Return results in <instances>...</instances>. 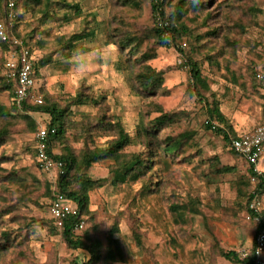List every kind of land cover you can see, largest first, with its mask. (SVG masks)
<instances>
[{"label": "rangeland", "instance_id": "1", "mask_svg": "<svg viewBox=\"0 0 264 264\" xmlns=\"http://www.w3.org/2000/svg\"><path fill=\"white\" fill-rule=\"evenodd\" d=\"M159 1L167 15L178 0ZM199 1L201 6L181 15L191 34L175 37L165 31L172 39L166 47L153 34L156 18L162 16L151 11L150 0H17L11 32L19 38L13 26L20 22L21 33L32 35L26 44L37 71V93L24 101L40 104L47 97L70 109L63 136L53 143L55 154L69 147L78 156L106 146L117 139L119 125L129 135L115 156L92 162L86 170L92 179L106 180L89 192L84 224L74 232L100 241L102 257L95 264H243L219 251L250 254L258 220L246 210V199L258 178L252 180L248 161L235 153L223 132L246 133L263 121L264 93L254 72L259 60L264 62V0ZM25 4L37 8L31 11ZM1 7L0 17L3 0ZM45 13L66 17L44 20ZM129 37L137 42L136 55L128 50ZM69 41L70 55L62 57ZM78 49L89 51L84 71L73 63ZM97 51L104 59H95ZM11 54L10 45L1 41L0 264L81 263L88 259L87 251L68 246L48 212L60 172L39 169L34 158L37 128H47L49 115L17 114L13 102L22 107L13 86H5ZM140 54L144 59L134 60ZM184 54L200 63L211 89L208 100L218 102L222 118H212L205 98L192 91ZM207 54L215 56L207 59ZM148 67L162 71L161 84L141 86L136 75ZM73 97L87 101L70 105ZM165 112L176 115L153 126ZM208 122L222 131L209 128ZM180 134L187 137L182 152L165 157L167 135ZM257 168L264 174V155ZM115 169L131 174L117 180ZM259 198L264 219V186ZM191 202L197 213L191 217L184 207L180 220L177 209ZM114 222L119 231L116 259L111 260L107 236Z\"/></svg>", "mask_w": 264, "mask_h": 264}, {"label": "trees", "instance_id": "2", "mask_svg": "<svg viewBox=\"0 0 264 264\" xmlns=\"http://www.w3.org/2000/svg\"><path fill=\"white\" fill-rule=\"evenodd\" d=\"M4 1V0H3ZM35 4L37 3L36 0H31ZM128 2H132L134 0H127ZM151 2V11L156 13V15L162 16V19H166L169 17L171 21L172 27H165V28H158L155 29V27H152L153 34L156 38V42L159 45L163 46H170L172 39H167L163 33L167 31L169 34L173 33L175 37H182L187 34H191V27L187 24H185L182 21L181 15H183L184 11H187V9H197L199 6L203 4V1L199 0H178L177 3L173 6V11H171L169 14L165 15L163 11V4L159 0H150ZM2 4V0H0V7ZM30 7L31 11H35L37 6H32L31 4H25ZM17 7V0L15 8ZM3 6L1 7V9ZM14 8V9H15ZM0 9V10H1ZM155 15V16H156ZM21 14L18 16L19 19H21ZM45 19L47 20L50 17H54L55 20L65 18L66 15H53L49 13H45ZM167 16V17H166ZM158 19H161L157 17ZM156 18V23L158 22V19ZM43 20V22H44ZM19 23H16L15 26H13V33L21 38L25 43H27L30 38L31 34L26 36V34H22L19 30ZM158 24V23H157ZM174 39V38H173ZM125 41L128 43V50H131L134 55L137 54V42L134 38H126ZM3 43V42H2ZM1 44V40H0ZM4 46L7 45L4 43ZM72 46L71 41H69L68 46L64 49H62L61 56L62 57H68L70 55L69 49ZM7 49V48H6ZM185 55V65H187V69L189 72V79H190V87L192 88V91L200 97L205 98L206 101V107L208 113L212 116L214 119H220L222 118V114L218 107V102L216 100L209 101L208 100V92H210V85L208 78L204 75L202 72V68L200 63L197 59L194 57L184 54ZM32 56V53H31ZM151 56V55H146ZM215 55L207 54L206 58L211 59L214 58ZM145 57L144 54H140L134 60L137 61L143 60ZM262 60H259V63L255 67L254 72V81L257 85V87L261 90L259 83L257 82L255 78V74L259 68V66L262 64L260 63ZM32 67L34 69V78H36L35 74L37 73L36 68L34 66V61H32ZM137 79L141 81V86L144 88H151L155 84H161L163 81V73L161 70H156L155 68L148 67L145 71H140L137 75ZM158 84V85H159ZM6 88L11 89L13 86V91H15V86L13 80L6 82ZM262 91V90H261ZM263 92V91H262ZM15 94V93H13ZM87 100L79 99L78 97H73L69 100V104H82L85 103ZM13 106L15 107L17 114L23 117L28 116V111H34V112H42L49 115V123L47 124V131H48V143L50 146V149L53 148V143L60 140L64 133V120L65 117L68 115L69 110H67V107H61L57 103H54L52 101H49L47 97L44 98V102L40 104H27L25 101H22L18 106L22 107V109H19L16 107L15 103L13 102ZM175 113H163L161 114L159 118V123L154 124L153 126H161L163 124H166L169 121H172L174 119ZM209 128H214L217 131H222L219 127H215L213 124L208 122ZM41 127L37 128V131ZM53 129V131H52ZM36 131V132H37ZM5 132V131H3ZM238 135L234 134L232 136L228 135L226 132H223V137L227 142L230 143L231 139L233 137H237ZM168 138V145L164 147V156L168 157L171 155H176L177 153L182 152L183 146L186 144V136L184 134H180L176 137L167 135ZM129 142V135L126 130H124L122 125H119L118 130V137L117 139L111 141L108 145L103 147H96L94 149H86L83 150L78 156L74 154V152L69 148L65 147L63 148L62 153L59 155H54L56 159H59L63 165H62V172L59 173L58 178V191L54 195H51V200L55 197L57 193L63 194L68 200L72 201L73 203H76L79 208V214L78 215H70L63 219L61 227H59V233L62 236L63 240L67 243L68 246L72 248H81L87 251L88 253V259L78 263L77 261H72L68 264H95L99 259H101V251H100V241L98 240H92L88 238H81L80 236L74 234L73 227L74 225L80 220V218L83 217V214L87 213L88 205L90 203L89 199V192L95 188L99 187L105 184L106 180L104 179H92L87 173L86 170L90 167L92 162H95L99 159H104L107 157H113L115 156L119 150H121L125 144ZM234 152V151H233ZM236 153V152H235ZM35 158V157H34ZM37 165V164H36ZM223 170H230V166H224L222 167ZM249 171L252 174H257L253 171L252 166L249 167ZM130 171L125 170L124 173H121L119 170L115 169L113 171V175L117 180L125 181L129 175H127ZM258 183L257 188H260L263 190L264 186V174L260 173L257 175ZM254 196V193H249L246 199V210L251 214L252 216H261L259 212L254 211L249 207L250 201L252 200ZM183 205V204H180ZM195 203L191 202L189 204L183 205L182 207H179L177 209V212L179 213L180 217L179 219L182 220V215H184L185 208H189L190 216H194V214L197 213V211H194L193 208L195 207ZM264 223V219L261 218L260 222L257 223L256 226V232L260 228V226ZM113 229L110 230L109 235L107 236V246H111L112 250H108L106 253V257H108L111 260L116 259V250H117V238L115 237V233L119 231L118 223H113ZM58 229V227H57ZM256 234V233H255ZM138 237L137 235H135ZM256 236V235H255ZM255 237L252 242V247L254 245ZM251 247V248H252ZM251 252V251H250ZM219 254L226 258L227 260H230L235 263H243V264H252V257L251 254L246 255L245 257L241 256V253L235 251V250H220ZM148 262L143 260L139 264H147Z\"/></svg>", "mask_w": 264, "mask_h": 264}, {"label": "built area", "instance_id": "3", "mask_svg": "<svg viewBox=\"0 0 264 264\" xmlns=\"http://www.w3.org/2000/svg\"><path fill=\"white\" fill-rule=\"evenodd\" d=\"M16 0H4V11L0 17V40L7 42L12 54L6 62V75L14 81L15 96L18 103L26 100L29 96H35L37 93L36 78H34V69L31 63V48L23 40L16 38L12 32V22L14 20V8ZM158 25L162 28L169 27L167 19H158ZM255 78L264 93V62L259 66ZM41 102V99H36ZM53 131V129H52ZM230 147L242 155L252 166L257 174H252V180L257 178L261 172L258 171L257 164L264 155V120L247 133L233 137L230 141ZM55 151L50 149L48 143L47 128L41 127L35 134L34 157L39 169L44 171L62 172L63 163L54 157ZM254 196L250 201L249 207L259 212L260 195L262 190H254ZM48 212L54 219L55 224L61 227L63 219L70 215H78L79 208L76 203L68 200L63 194L57 193L48 203ZM260 222L261 216H255ZM84 220H80L74 225L73 232L82 227ZM252 264H264V223L256 232L254 245L251 248Z\"/></svg>", "mask_w": 264, "mask_h": 264}, {"label": "clouds", "instance_id": "4", "mask_svg": "<svg viewBox=\"0 0 264 264\" xmlns=\"http://www.w3.org/2000/svg\"><path fill=\"white\" fill-rule=\"evenodd\" d=\"M109 47H114V46L109 45ZM88 55H89V51L83 49H78L76 52L73 53V63L78 71L86 70L88 66V60H87ZM95 59L102 60L104 59V57L101 52L97 51Z\"/></svg>", "mask_w": 264, "mask_h": 264}, {"label": "crops", "instance_id": "5", "mask_svg": "<svg viewBox=\"0 0 264 264\" xmlns=\"http://www.w3.org/2000/svg\"><path fill=\"white\" fill-rule=\"evenodd\" d=\"M262 120H264V117H263ZM260 123H261V122H260ZM257 125H258V124H257ZM254 128H255V127H254ZM254 128H253V129H254ZM253 129H252V130H253ZM252 130H250V131H252ZM250 131H249V132H250ZM246 133H247V132H246ZM241 134H244V133H241ZM241 134H238V135H241Z\"/></svg>", "mask_w": 264, "mask_h": 264}]
</instances>
